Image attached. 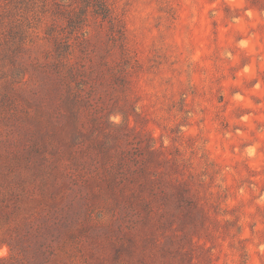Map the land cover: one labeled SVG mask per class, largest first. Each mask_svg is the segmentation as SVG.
Masks as SVG:
<instances>
[{
	"label": "rangeland",
	"instance_id": "rangeland-1",
	"mask_svg": "<svg viewBox=\"0 0 264 264\" xmlns=\"http://www.w3.org/2000/svg\"><path fill=\"white\" fill-rule=\"evenodd\" d=\"M96 1L0 0V264H264V0Z\"/></svg>",
	"mask_w": 264,
	"mask_h": 264
},
{
	"label": "trees",
	"instance_id": "trees-1",
	"mask_svg": "<svg viewBox=\"0 0 264 264\" xmlns=\"http://www.w3.org/2000/svg\"><path fill=\"white\" fill-rule=\"evenodd\" d=\"M94 12L98 13L100 15H102L105 18H111V13H112V7L110 6V4L107 3V1L105 0H97L96 4H94ZM11 30V29H10ZM5 35V32H3ZM9 35V40H8V36ZM22 34H19L18 36L20 37L19 40H15L16 36H13V33L10 31L8 33H6L5 35V42L4 46H2L1 48V52L3 53V55H5L9 61V65H10V69H11V79L10 81H6V91L4 93H2L1 95V99H0V111H7V112H11L12 114L17 112V110L20 109V103L18 98L20 97L19 94L21 93L18 90L17 87V83L22 82V79L24 78V76L26 75V66L27 64L19 61L18 57L21 56L22 52H23V43H24V38L23 36H21ZM7 39V40H6ZM12 42H11V40ZM59 46L58 47V54H60L61 50L60 49L63 44L58 43ZM62 55V53L60 54ZM60 61L59 63H61V65H64V61H63V57H60ZM31 64H34V66L38 67L40 66V64L38 62H32Z\"/></svg>",
	"mask_w": 264,
	"mask_h": 264
}]
</instances>
